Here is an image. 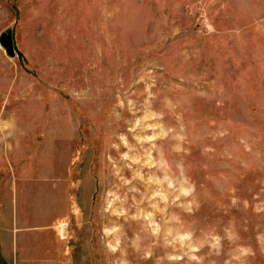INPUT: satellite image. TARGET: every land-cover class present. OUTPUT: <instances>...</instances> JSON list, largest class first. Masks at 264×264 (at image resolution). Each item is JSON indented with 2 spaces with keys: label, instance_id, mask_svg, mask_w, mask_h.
I'll list each match as a JSON object with an SVG mask.
<instances>
[{
  "label": "rangeland",
  "instance_id": "1",
  "mask_svg": "<svg viewBox=\"0 0 264 264\" xmlns=\"http://www.w3.org/2000/svg\"><path fill=\"white\" fill-rule=\"evenodd\" d=\"M10 195L73 264H264V0H0Z\"/></svg>",
  "mask_w": 264,
  "mask_h": 264
},
{
  "label": "crops",
  "instance_id": "2",
  "mask_svg": "<svg viewBox=\"0 0 264 264\" xmlns=\"http://www.w3.org/2000/svg\"><path fill=\"white\" fill-rule=\"evenodd\" d=\"M48 208L44 199L31 204L14 195L0 198V264H73L62 243L59 208L55 215Z\"/></svg>",
  "mask_w": 264,
  "mask_h": 264
},
{
  "label": "water",
  "instance_id": "3",
  "mask_svg": "<svg viewBox=\"0 0 264 264\" xmlns=\"http://www.w3.org/2000/svg\"><path fill=\"white\" fill-rule=\"evenodd\" d=\"M1 43L5 47L6 52L11 56L14 57L15 50H14V42L12 35L3 36L1 38Z\"/></svg>",
  "mask_w": 264,
  "mask_h": 264
}]
</instances>
